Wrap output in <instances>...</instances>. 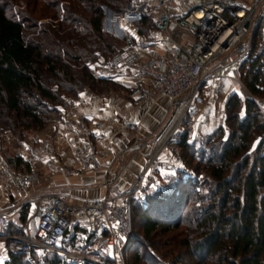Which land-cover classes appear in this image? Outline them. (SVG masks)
Segmentation results:
<instances>
[{"label":"trees","instance_id":"trees-1","mask_svg":"<svg viewBox=\"0 0 264 264\" xmlns=\"http://www.w3.org/2000/svg\"><path fill=\"white\" fill-rule=\"evenodd\" d=\"M128 1L24 0L27 9L20 10L13 0H0V127L42 128L62 95L76 97L84 86L108 89L110 82L94 76L86 63L121 51L114 36L102 30V9L122 15ZM256 16L237 69L240 77L246 66L245 90L264 100V11ZM135 24L144 35L152 29L147 12H140ZM237 106L234 95L225 98V132L217 125L201 145L186 131L177 135L174 145L184 166L188 157L195 161L193 170L201 168L205 175L196 181L179 174L169 187L129 203L144 240L128 235L126 260L137 259L146 241L152 258H167L168 264H264V125L256 121L253 99L243 102L242 115ZM195 186H204V193H196ZM179 226L185 231L169 241H150ZM37 251L8 254L2 264H66L56 253L39 260Z\"/></svg>","mask_w":264,"mask_h":264},{"label":"built area","instance_id":"built-area-1","mask_svg":"<svg viewBox=\"0 0 264 264\" xmlns=\"http://www.w3.org/2000/svg\"><path fill=\"white\" fill-rule=\"evenodd\" d=\"M263 11L264 0H253L248 7L234 0H193L186 7L177 0H129L124 13L116 18L125 23L124 37H120L124 48L104 65L89 66L96 67L98 77H145L146 84L127 92L132 101L166 100L168 117L151 139L145 166L126 187L104 176L100 181L104 193L99 199L71 204L65 195L44 190L38 184V166L48 174L63 176L81 177L96 171L106 174L109 167L101 162L99 146L104 148L113 139H105L102 132L105 127L126 129L129 122L104 118L87 123L77 111L80 102L62 98L57 107L59 116L51 124L54 129L61 125L74 137L64 163L56 158L55 138L41 141L35 154L22 142L12 155H7L15 137L9 130H0V245L5 256L45 249L60 255L66 264H126L130 200L143 189H162L179 174L189 176L174 145L176 128L195 104L194 119L189 118L181 132L202 123L225 82L240 83L237 64L246 55L247 37L256 15ZM140 12H147L151 20L152 29L147 35L140 33L135 24ZM173 31L182 40H176ZM230 55L232 59L226 60ZM189 139L197 145L203 142L202 135L195 131ZM4 202H8V208L2 209ZM23 209V221L14 224L15 231L6 232ZM70 236L80 246L90 239L94 251L68 249Z\"/></svg>","mask_w":264,"mask_h":264},{"label":"crops","instance_id":"crops-1","mask_svg":"<svg viewBox=\"0 0 264 264\" xmlns=\"http://www.w3.org/2000/svg\"><path fill=\"white\" fill-rule=\"evenodd\" d=\"M234 1L239 5L242 4L241 6L244 5L240 0ZM177 2L181 7H186L187 5H191L193 0H177ZM248 6L245 5L243 7ZM117 24L120 25V22H117ZM173 35L176 37V40H182L181 35L179 36V33L176 31H173ZM120 46L121 49L124 48L121 40ZM226 60L229 61V58ZM231 66L232 64H230ZM100 78L110 82L109 90H105L102 95H88L87 93L80 95L78 97L80 99L77 100L80 102L77 111L90 124L95 120L104 118H114L118 121L126 120L129 122L126 129L105 127L102 132L105 139H113V141H108L106 147L101 148L99 146L101 162L104 165H108L109 172L104 174L102 171H96L84 174L81 177H72L63 176L59 173L48 174L38 166V184L44 190L57 191L65 195L71 204L99 199L104 193V188L100 184L104 176L109 182H113L119 187L129 185L138 173L143 170L151 149V139L168 117L167 102L165 99H158L154 103H149L132 101L127 98L126 94L128 91L148 82L145 77L121 74ZM226 84H230V82L226 81ZM215 98L219 103V107L217 106V110H219L223 106L225 97L221 93L213 99ZM220 112L221 110L215 114L214 109L207 111L204 114V121L202 123H194L191 130L186 131L188 136H190L192 131L200 135L210 133L217 124L216 122ZM194 115L192 112L189 118L194 119ZM56 116H59L58 110H56ZM40 135L42 138L47 137L58 140L55 146L56 158L59 163L66 162L70 147L74 143V137L66 134L61 125H58L55 129H44ZM92 139L94 142L96 141L95 136ZM35 148L30 147L29 150L32 154H35ZM171 183H167L162 189L169 187ZM1 208H8V202H4ZM20 216L22 214L13 220L15 223H11L6 229V232L16 230L14 224L20 222L18 219ZM30 226L33 229L34 223L32 221L30 222Z\"/></svg>","mask_w":264,"mask_h":264},{"label":"rangeland","instance_id":"rangeland-1","mask_svg":"<svg viewBox=\"0 0 264 264\" xmlns=\"http://www.w3.org/2000/svg\"><path fill=\"white\" fill-rule=\"evenodd\" d=\"M7 1V0H6ZM15 4H17V6H19L18 9L22 10L24 8L23 6V2L24 0H13ZM244 5L243 6H248L250 5V3H252L253 0H240ZM14 4V5H15ZM239 5V4H238ZM242 5V4H241ZM240 5V6H241ZM17 6H14L17 8ZM242 6V7H243ZM24 9H27L24 8ZM31 9V7H30ZM48 13L49 10H46ZM103 11V16H102V30L104 33L106 34H109V35H112L114 36L115 38V41L117 42L116 43V46L118 47V45H120V40L122 41V39H120V37H124V34H125V23L122 22V21H117V17H119L120 15H117L115 14L114 12L108 10V9H105L103 8L102 9ZM117 22H120V25L117 24ZM250 38V35L249 37L247 38V43L249 42V39ZM249 44V43H248ZM113 56V55H112ZM112 56L108 57V58H103L102 56H98L94 61H91V62H87L86 63V67L90 70V72L94 75V76H97L95 70H96V67H90L89 65L90 64H95V66L97 67H100L102 65H104ZM233 56H229L227 57V59L229 58L232 59ZM220 58V57H219ZM222 58V57H221ZM245 69H246V66H244L242 69H241V73H240V83L237 84V85H233V84H226L222 90V94L224 95V97L226 98L227 96L229 95H234V97L237 99L238 101V106H237V112H238V115H242L243 114V102L247 99V98H250V99H253V101L255 102V108H256V112H257V116H256V121L263 124L264 125V100H262L260 97H252L251 95H249L247 93V91L245 90V87L243 85V78H244V75H245ZM98 77V76H97ZM100 78V77H99ZM106 90H109L106 89ZM105 90H102V91H99V92H95L93 90H90L89 88H87L86 86L82 87V89L78 92L77 96L76 97H71V96H67V95H62L61 96V100L62 98H71V99H75V100H79L80 98H78L80 95L82 94H85L87 93L88 95H102L103 92ZM221 94V93H220ZM219 96V95H218ZM61 100H60V103H61ZM215 100V102H213ZM225 100V99H224ZM212 103H211V109H214V112L215 114H217L219 112V110H221L220 112V115L218 116V119H217V125H220L221 128H222V131H224L226 129V125L223 124V116H224V107L222 106V108H219V110H217V106L219 107V103L217 101V99H213ZM60 103L58 104V106L60 105ZM57 106V107H58ZM194 107H196V104L193 106V110H190V112H188V114H186L180 121V124L178 125V127L176 128V134H179L181 133V129L182 127L185 125V123L187 122L188 118H189V115L192 114V112H196V110H194ZM48 108V107H47ZM210 109V110H211ZM55 118H58V116H56V113H51L50 114V118H49V121L42 127V128H28L26 129L24 132H21L18 128H15V129H11L10 127H3L1 126L0 127V130H9L11 131L13 134H14V137H15V140L11 141L10 145H9V150L7 151V155H10L15 148L19 147V145L24 142L27 146V150L30 152V147L32 148H35L38 146V144L45 140V139H49V138H42V136L40 135L41 132L44 130V129H47V128H51L53 129V126L51 124V122L55 119ZM215 126V127H216ZM224 129V130H223ZM225 132V131H224ZM39 135V136H38ZM209 133L206 134H202V137L203 138H206L208 137ZM257 139L258 138H255L251 143H250V148H252L256 142H257ZM215 141H217V139H214L212 140L209 145L211 143H214ZM150 147H151V142H150ZM263 148H264V143H263ZM31 153V152H30ZM12 155V154H11ZM186 161L189 163L188 164V167H186L187 170L190 171V174L188 176V178L190 179H193V180H196V181H199L201 180V178L204 177V170L201 169V165H200V169L199 171L196 173L194 170H193V165L195 163L194 160H190L188 157H185ZM196 191V193H201L203 194L204 193V186L203 187H193ZM150 190H147V189H143L141 191V193H139V195L137 196H134L132 199H131V202H130V205L133 204V201L134 200H143V197L146 193H148ZM191 205V204H190ZM25 210L23 209L22 210V213L20 214H23L24 216L26 215L25 214ZM128 227H129V234H132V235H136V236H139L140 239L139 240H144L141 235H140V227L138 225V220H136V217L135 215H131L130 213L128 214ZM186 228L182 227V226H179L177 227L176 229H172V230H169V232L165 233L164 235H160V236H151V240L152 243H156V244H159L161 243L162 241L164 240H167L169 241L170 238L176 234H178L179 232L182 233V231H185ZM68 242V241H67ZM148 243L146 241H143V248L141 249L140 248V253H139V257L135 260H126V264H168V260L167 258H160L158 260H154L151 256L150 253H152V249L151 248H148ZM67 247L68 249L70 250H73V251H94L92 247H84V246H80L77 244V242L74 241L71 243V244H67ZM159 249V248H158ZM147 250V251H146ZM150 251V252H149ZM48 253H54V252H51L49 250H45V249H39L37 252H36V256H37V259H41L42 258V255L43 254H48ZM55 254V253H54ZM5 259V253L4 251L1 249V245H0V264H2V262L4 261ZM127 259V258H126Z\"/></svg>","mask_w":264,"mask_h":264},{"label":"bare ground","instance_id":"bare-ground-1","mask_svg":"<svg viewBox=\"0 0 264 264\" xmlns=\"http://www.w3.org/2000/svg\"><path fill=\"white\" fill-rule=\"evenodd\" d=\"M169 130V127L166 129V131L165 132H167ZM165 134V133H164Z\"/></svg>","mask_w":264,"mask_h":264},{"label":"snow or ice","instance_id":"snow-or-ice-1","mask_svg":"<svg viewBox=\"0 0 264 264\" xmlns=\"http://www.w3.org/2000/svg\"><path fill=\"white\" fill-rule=\"evenodd\" d=\"M99 134V133H98Z\"/></svg>","mask_w":264,"mask_h":264}]
</instances>
